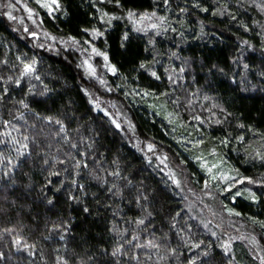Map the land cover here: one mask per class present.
Segmentation results:
<instances>
[{
    "label": "trees",
    "instance_id": "trees-1",
    "mask_svg": "<svg viewBox=\"0 0 264 264\" xmlns=\"http://www.w3.org/2000/svg\"><path fill=\"white\" fill-rule=\"evenodd\" d=\"M15 1L0 264H264V0Z\"/></svg>",
    "mask_w": 264,
    "mask_h": 264
},
{
    "label": "rangeland",
    "instance_id": "rangeland-1",
    "mask_svg": "<svg viewBox=\"0 0 264 264\" xmlns=\"http://www.w3.org/2000/svg\"><path fill=\"white\" fill-rule=\"evenodd\" d=\"M19 1H15L20 2ZM147 20V19H146ZM263 20H264V11H263ZM83 63L85 64L86 68L88 65L92 66V63L94 62V59L96 58L95 53H92L91 51H83ZM99 68H103V64L100 62L99 65L97 66V69ZM95 72H98L97 70H95ZM213 212V211H212ZM215 213V212H213ZM215 218H216V214H215ZM218 221L222 222H227V223H232L234 224L235 227V232H231L230 236L233 238H236L237 240H241L242 242H244L245 244H247V246L250 248V250L254 253V255L256 257H258L260 259V261L262 263H264V244L262 243V241L260 239H258V237H256L254 234H252L251 232H249V230H247L245 228V226L242 223H235L233 220L231 219H220L218 218Z\"/></svg>",
    "mask_w": 264,
    "mask_h": 264
},
{
    "label": "snow or ice",
    "instance_id": "snow-or-ice-1",
    "mask_svg": "<svg viewBox=\"0 0 264 264\" xmlns=\"http://www.w3.org/2000/svg\"><path fill=\"white\" fill-rule=\"evenodd\" d=\"M131 15V14H130ZM105 59H107V57H105ZM31 66H27V70H30ZM112 71H115V69L113 68ZM153 75H155V73H153ZM142 222V221H141Z\"/></svg>",
    "mask_w": 264,
    "mask_h": 264
}]
</instances>
